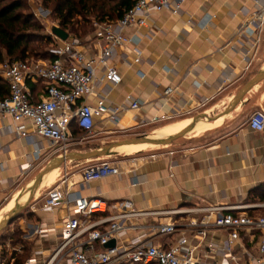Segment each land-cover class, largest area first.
<instances>
[{
  "label": "crops",
  "instance_id": "crops-1",
  "mask_svg": "<svg viewBox=\"0 0 264 264\" xmlns=\"http://www.w3.org/2000/svg\"><path fill=\"white\" fill-rule=\"evenodd\" d=\"M175 1L181 3L179 16L165 10L154 13L148 26L127 30L142 50V60L132 63L133 54L119 52L115 63L123 81L117 86L98 88L112 107L125 108L128 96L142 103L138 110L121 112L116 123L121 129L154 134L157 125L162 123L180 120L172 124L184 122L183 130L198 114L217 116L225 112L242 87L264 69V36L258 41L252 31L238 33L244 20L264 4V0ZM55 25L50 27L51 31ZM71 38L69 36L68 40ZM56 45L63 47L64 42L57 40ZM103 46V40L95 38L93 33L82 40V50L88 56L97 54ZM29 86L34 99L39 101L45 85L30 82ZM169 86L176 87V91L167 97L164 90ZM86 101L95 106L97 98L90 96ZM187 110L194 112L151 122L155 116ZM256 110L264 111V80L249 91L230 114L216 121L199 122L200 125L191 132L194 135L188 136L184 144L166 150L158 148L161 150L156 152L162 156L142 161L133 171L84 183L77 170L93 161L68 162L67 168L74 174L70 177L68 190L77 196L102 197L110 203L130 200L139 211L161 212L157 217L161 223L183 224L204 215L202 212L177 214L174 212L177 210L263 203L264 132L254 131L247 124L249 116ZM218 121L209 130L199 132V128ZM112 125L106 117L97 118L90 145L104 139ZM74 132L77 134L79 130L75 128ZM166 133L169 131L162 132L160 137ZM86 148L83 144H74L68 153L94 150ZM129 148L132 153L134 148ZM62 154V150L52 148L41 136H18L13 131L12 119L0 116V221L22 195L21 176L39 174ZM28 165L32 167L27 169ZM64 169L65 165L53 171L54 176H51L52 172L36 196L46 187L45 183H54L56 174H61ZM72 215L67 204L54 211L33 206L28 215H20L11 227L21 232V240L25 243L19 242L20 246L13 245L8 250L10 262L14 261L13 255L17 252L26 251L29 255L23 264L29 259L42 264L58 244L63 221ZM100 215L95 214L93 219ZM151 221L152 218L147 216L135 219L142 224ZM144 233L142 230L129 231L128 237L133 239ZM6 235L1 234L3 238ZM181 235L182 232L153 236L152 240L168 248ZM223 237L220 232H213L208 242L220 243ZM244 245L257 253L256 242L246 238Z\"/></svg>",
  "mask_w": 264,
  "mask_h": 264
},
{
  "label": "built area",
  "instance_id": "built-area-1",
  "mask_svg": "<svg viewBox=\"0 0 264 264\" xmlns=\"http://www.w3.org/2000/svg\"><path fill=\"white\" fill-rule=\"evenodd\" d=\"M169 10L179 16L181 3L175 0H136L135 4L117 20H94L93 35L103 40V48L88 56L82 50V40L71 38L64 46L52 49L54 59L8 60L0 64V76L9 86V96L0 101V116L13 121V131L20 137L41 136L52 148L67 154L74 144H83L95 133L97 118L106 117L118 122L124 109L138 110L142 103L127 97L125 108L112 107L101 87H113L122 81L115 63L121 51L133 54L132 63H140L143 52L134 37L127 34L131 27L143 28L154 13ZM252 31L258 41L264 36V4L250 14L238 29L239 34ZM52 33V32H51ZM56 40H61L51 34ZM132 45V48L129 46ZM43 83L45 91L39 101L33 97L29 83ZM176 87H167L171 96ZM96 96L95 106L87 98ZM194 110L174 115L155 116L151 122L165 121L177 116L192 115ZM250 129L264 132V111L256 110L248 118ZM77 128L79 133H75ZM171 154H173L171 152ZM162 153L141 155L115 162L105 158L92 160L81 166L84 183L103 180L133 171L142 161L152 160ZM32 165H28L27 169ZM73 173L65 164L58 183L50 188L41 209L54 211L67 204L73 215L63 221L62 233L53 252L42 264H264V202L250 205H216L204 209L174 211L177 214L204 213L202 218H191L181 223H161L156 211H139L130 200L108 202L102 197H83L71 193ZM99 200V201H97ZM262 210L261 212H255ZM95 214H101L96 220ZM150 217L149 223L135 219ZM145 231L133 239L129 231ZM182 235L168 248L153 242V236ZM213 232L223 234L220 243L209 241ZM256 242L254 254L244 245L245 239ZM111 240L114 247H108ZM0 264H6L0 250ZM25 264H36L29 259Z\"/></svg>",
  "mask_w": 264,
  "mask_h": 264
},
{
  "label": "trees",
  "instance_id": "trees-1",
  "mask_svg": "<svg viewBox=\"0 0 264 264\" xmlns=\"http://www.w3.org/2000/svg\"><path fill=\"white\" fill-rule=\"evenodd\" d=\"M136 0H42L41 6L50 10L58 26L69 36L84 40L93 33L94 20H117L124 16ZM44 24L32 10L29 0H0V64L8 60L54 59L56 40L46 35ZM9 86L0 76V101L9 96ZM22 236L21 232L17 230ZM14 243L25 242L19 239ZM3 257L5 254L2 252ZM28 253L25 257H28ZM7 264H23L22 256L13 255ZM6 259V258H5Z\"/></svg>",
  "mask_w": 264,
  "mask_h": 264
},
{
  "label": "water",
  "instance_id": "water-1",
  "mask_svg": "<svg viewBox=\"0 0 264 264\" xmlns=\"http://www.w3.org/2000/svg\"><path fill=\"white\" fill-rule=\"evenodd\" d=\"M52 34L61 39L62 41H66L69 38V33L60 28L58 25L53 26ZM264 80V69L258 72L253 78H251L240 90V92L235 96L232 100L231 104L225 110V112L217 115L210 116L207 113H202L194 116L191 120V123L186 126L180 132L167 136V137H155L148 134H141L134 137H129L123 140H118L111 142L105 146L99 147L97 149L88 151V152H73L62 154L56 160L50 162L44 170H42L33 180L29 189V196L26 200L20 201L21 197L16 201L14 207L4 215V217L0 221V233L3 232L11 223L16 220L20 214L27 208L31 201L36 197V194L40 187L43 184L45 177L50 174L55 169H58L70 161H86V160H96L101 158H106L111 155H114L118 152V149L126 146V145H147L149 148H161L171 146L175 141L180 138L186 137L191 132H193L198 125L199 122L203 120H207L209 122L216 121L220 118H224L226 115L230 114L235 107L242 101L244 96L251 91L257 84ZM115 241L111 240L108 244V247H114Z\"/></svg>",
  "mask_w": 264,
  "mask_h": 264
},
{
  "label": "rangeland",
  "instance_id": "rangeland-1",
  "mask_svg": "<svg viewBox=\"0 0 264 264\" xmlns=\"http://www.w3.org/2000/svg\"><path fill=\"white\" fill-rule=\"evenodd\" d=\"M41 2L42 0H29L30 5L32 4L34 6V8L32 7V10L36 13L37 17L41 20V22L44 24L45 28H44V32L46 35H51L52 31L50 30V27L54 24H58L57 21H55V19L50 15V10L47 8H44L43 6H41ZM31 5V6H32ZM46 48H56L53 47V45H46ZM180 120L174 121V122H169V123H162L157 125V127L155 128V131H159L160 129H162L163 127L167 126V125H171L172 123H176L179 122ZM182 121V120H181ZM115 123V124H114ZM171 131H169V133H166L164 136H171L174 135L175 132H172V134L170 133ZM141 134H145L143 132V130H135V129H121L119 127L116 126V122H113V125L111 127V129L109 131H107V133L105 134V138L102 139L101 141L97 142V143H93L90 145L92 138H94V136H92V138H89L88 140L84 141L83 145L85 147H87L86 149L90 148V149H96L98 147H102L105 146L111 142L114 141H118V140H123L129 137H134L137 135H141ZM148 135H152V136H157V133L154 134H148ZM194 135V133H190L189 135H187L186 137L180 138L177 141H175L171 146H167V147H161L162 150H166L167 148H172V147H177V146H181L182 144H184V142H186L188 136H192ZM89 145V146H88ZM161 149L158 150V148H141L139 151L136 152H132V153H126L123 150H118V152L114 155H111L109 157H106L105 159L110 160V161H115V162H119V161H123L125 159H130L133 157H138L141 155H146L148 153H154L156 151H160ZM87 151V150H86ZM38 174V173H37ZM37 174H25L23 176H21L22 180H21V188L20 189H24L22 191V194L24 193V191L27 189L26 185H28V183H30L36 176ZM60 174H56L55 177V181L52 184H49L48 182L45 183V186L41 193L36 196L32 201L31 204L24 209V211L20 214V215H28L31 210H33V206H35L37 209L41 208L42 206V202H43V198L45 197L47 191L54 187L59 179H60ZM25 180V181H23ZM22 196V195H21ZM23 197V196H22ZM25 200V199H24ZM99 201V200H97ZM14 222H18L17 219L14 220ZM13 223H11L6 229L3 230V232L0 233V250L1 252H3L5 254V258H6V264L8 262L9 259V254L7 253L8 250H10L12 248L13 245H17L20 246L19 243H14L10 240L9 237H12L13 239H19L22 236L18 234L16 229H13L15 227H11L14 226ZM12 228V229H11ZM1 234H7L4 238L1 236ZM4 236V235H3ZM28 252L23 251V252H17L18 256H22L24 260H26L27 257L26 254Z\"/></svg>",
  "mask_w": 264,
  "mask_h": 264
},
{
  "label": "bare ground",
  "instance_id": "bare-ground-1",
  "mask_svg": "<svg viewBox=\"0 0 264 264\" xmlns=\"http://www.w3.org/2000/svg\"><path fill=\"white\" fill-rule=\"evenodd\" d=\"M220 121H218L217 123H214V124H212V125H210V126H206V127H203V128H199V132L201 131H206V130H209L210 128H212V127H214L215 125H217L218 123H219ZM186 124L184 123V122H182V123H178V124H171V125H167V126H165V127H163L162 129H160L158 132H156L158 135L157 136H155V137H160V134L162 133V132H166V131H175V132H180L181 131V127H183V126H185ZM200 124L198 123V125L196 126V127H198ZM163 137H167V136H163ZM129 147H133L134 149V151H132V152H136V151H138V150H140L141 148H149L147 145H126V146H123V147H121V148H119L118 150L120 151V150H123L124 152H128V153H131L130 152V150H132V149H130ZM58 171V169H55L54 170V172L55 171ZM53 172V171H52ZM51 172V173H52ZM52 173V177L54 176V174L55 173ZM50 173V174H51ZM50 174H48L46 177H45V179H44V181L45 180H48V178L50 177ZM51 177V178H52ZM43 181V182H44ZM32 184V183H31ZM31 184L29 185V186H31ZM28 193H29V189L27 188L25 191H24V193L22 194V196L23 197H21V202L22 201H24V199L26 200L27 198H28ZM15 203H16V200L13 202V204H12V206H11V209L14 207V205H15ZM10 209V210H11Z\"/></svg>",
  "mask_w": 264,
  "mask_h": 264
}]
</instances>
